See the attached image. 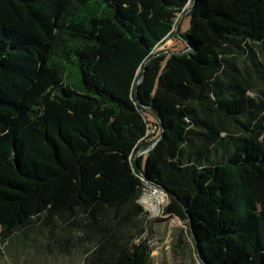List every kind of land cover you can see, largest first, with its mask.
<instances>
[{"label": "trees", "instance_id": "1", "mask_svg": "<svg viewBox=\"0 0 264 264\" xmlns=\"http://www.w3.org/2000/svg\"><path fill=\"white\" fill-rule=\"evenodd\" d=\"M144 182L201 264H264V0H0V244L149 264Z\"/></svg>", "mask_w": 264, "mask_h": 264}, {"label": "rangeland", "instance_id": "2", "mask_svg": "<svg viewBox=\"0 0 264 264\" xmlns=\"http://www.w3.org/2000/svg\"><path fill=\"white\" fill-rule=\"evenodd\" d=\"M185 12L178 14L175 20L176 27L181 19L179 33H183L189 26V19L187 14L184 15ZM183 47L180 37L176 35L160 45L155 52H176ZM149 119L151 122H156L150 114ZM155 134L158 135V131ZM145 211L148 213L146 218L149 224L143 239H146L148 244L149 264H201L193 251L192 237L184 223L175 217H165L162 207L156 209V213ZM156 220L163 221L156 222ZM45 235L37 228L27 229L25 234L21 232L12 234L6 244H0V264L83 263V257L79 253L63 255L47 247Z\"/></svg>", "mask_w": 264, "mask_h": 264}, {"label": "built area", "instance_id": "3", "mask_svg": "<svg viewBox=\"0 0 264 264\" xmlns=\"http://www.w3.org/2000/svg\"><path fill=\"white\" fill-rule=\"evenodd\" d=\"M156 141L157 140H155L152 146L156 143ZM148 149L141 151L139 155L146 153ZM139 203L143 206L145 210L152 212L150 206H153L156 209L160 207L164 209V207L168 204V197L167 194L164 191H162L160 188L153 187L149 185L147 182H144V189L140 196Z\"/></svg>", "mask_w": 264, "mask_h": 264}, {"label": "water", "instance_id": "4", "mask_svg": "<svg viewBox=\"0 0 264 264\" xmlns=\"http://www.w3.org/2000/svg\"><path fill=\"white\" fill-rule=\"evenodd\" d=\"M187 12H188V11H186V12L184 13V15L187 14ZM180 20H181V19H180ZM180 20H179V23L177 24V26L175 27V31H176V32H177L178 29H179ZM161 53H169V54H172V52L159 51L157 54H155V56L158 55V54H161ZM137 85H138V82L135 84V87H134L135 90H136V88H137ZM148 113H149L151 116H153V118L158 122V124H160L157 115L155 114V112H154L152 109L148 108ZM160 125H161V124H160ZM161 128H162V125H161ZM157 139H158V138H157ZM162 190H163V189H162ZM163 191H164V190H163ZM191 237L193 238V241H194L193 243H194L195 246L197 247V241H196V239L194 238L195 236H194L192 230H191ZM196 254H197L198 257H200V252H199V250H198L197 248H196ZM202 263H203V262H202Z\"/></svg>", "mask_w": 264, "mask_h": 264}, {"label": "crops", "instance_id": "5", "mask_svg": "<svg viewBox=\"0 0 264 264\" xmlns=\"http://www.w3.org/2000/svg\"><path fill=\"white\" fill-rule=\"evenodd\" d=\"M139 153H140V152H139ZM139 153H137L138 156H143V157H144L145 153H144V154H141V155H139ZM137 155L135 156V158L138 157ZM144 162H145V159L143 158V160H142V164H143Z\"/></svg>", "mask_w": 264, "mask_h": 264}, {"label": "bare ground", "instance_id": "6", "mask_svg": "<svg viewBox=\"0 0 264 264\" xmlns=\"http://www.w3.org/2000/svg\"><path fill=\"white\" fill-rule=\"evenodd\" d=\"M162 191H163V190H162ZM164 192H165V191H164ZM165 193H166V192H165ZM150 208H151V210H152V212H153V213H156V211H155V210H156V208H155V207H153V206H150Z\"/></svg>", "mask_w": 264, "mask_h": 264}]
</instances>
